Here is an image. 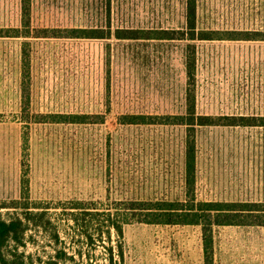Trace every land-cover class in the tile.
Returning a JSON list of instances; mask_svg holds the SVG:
<instances>
[{
  "label": "rangeland",
  "instance_id": "rangeland-1",
  "mask_svg": "<svg viewBox=\"0 0 264 264\" xmlns=\"http://www.w3.org/2000/svg\"><path fill=\"white\" fill-rule=\"evenodd\" d=\"M29 17L30 36H0V215L22 216L18 200L38 203L51 225H30L10 253L26 264H205L201 226L132 221L120 237L108 224L118 210L131 217L129 201L184 198L185 126L121 118L185 112L188 41L36 37L40 28L180 29L185 0H30ZM198 25L264 35V0H198ZM7 28L23 29L22 0H0ZM192 43L197 112L264 117V40ZM51 113L99 116L35 121ZM196 139L199 200L264 201V125L199 127ZM214 247V264H264V226H216Z\"/></svg>",
  "mask_w": 264,
  "mask_h": 264
},
{
  "label": "trees",
  "instance_id": "trees-1",
  "mask_svg": "<svg viewBox=\"0 0 264 264\" xmlns=\"http://www.w3.org/2000/svg\"><path fill=\"white\" fill-rule=\"evenodd\" d=\"M23 3V29H0V36L10 35L12 31L17 34L30 36V0H22ZM186 22L180 29H120L114 32L111 29L105 31L101 28H66L48 29L40 28L36 31V37H66L107 39L114 36L118 40L158 39V40H180L188 41L184 64L187 75L186 109L183 114L164 115H123L122 124H163L185 126V192L184 198L175 200H143L129 201L133 213H120L115 215L109 213L108 224L113 227L118 236L123 237V225L132 221L147 224L160 225H198L202 229L204 262L214 264V228L226 225H257L264 226V201H202L196 196L197 178V129L206 126H263L264 117L245 115H206L197 112L196 100V54L194 41L214 40H264V35L259 31L252 30H219L212 28H201L198 25V0H185ZM28 34V35H27ZM20 36V35H16ZM25 61V59H24ZM28 62V61H26ZM24 96L23 109L29 105V92L26 91L25 76L27 67L24 65ZM99 115L88 114H38L36 122H58V123H90L98 122L94 118ZM28 147V137L23 139V148ZM27 171L22 176L23 195L28 197ZM16 201L13 208L23 210V215H16L10 219H4L0 215V264H26L17 253H10L8 246L10 242L21 245L30 225L48 230L51 222L46 216V207L38 203L28 202L19 205ZM76 206L77 204L74 203ZM80 208V207H73ZM58 238V235L55 234ZM88 236L92 238L89 234ZM17 247V246H16ZM112 252V249H111ZM66 254V253H64ZM119 256L124 257L123 247L119 245ZM75 261L73 257H70ZM110 261H114L111 254ZM74 264H80L75 261Z\"/></svg>",
  "mask_w": 264,
  "mask_h": 264
}]
</instances>
